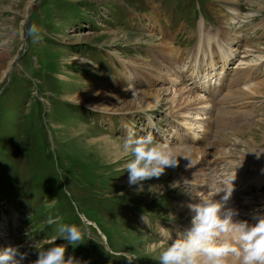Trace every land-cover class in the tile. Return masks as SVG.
<instances>
[{"label": "rangeland", "instance_id": "1", "mask_svg": "<svg viewBox=\"0 0 264 264\" xmlns=\"http://www.w3.org/2000/svg\"><path fill=\"white\" fill-rule=\"evenodd\" d=\"M175 4L179 7L173 11ZM229 7L239 12L238 24L229 20ZM195 11L198 32L205 29L204 21L208 28L219 24L223 33L227 28L232 35L239 31L241 51L264 49V0H0V53L6 51L0 58V202L9 210L6 216L1 212L0 229L6 226V234L20 248L28 246V257L67 243L54 239L58 226L76 224L87 226L90 239L85 237L75 249L68 245L66 256L88 264H128L124 253H134V264H159V254L168 245L148 233L142 227L144 218H139L191 227L193 214L187 205L206 193L190 181V162L184 164L178 156L179 165L166 168L159 179L145 181L143 191L129 185L124 168L132 159L122 149L127 131L141 136L140 118L152 111H171L165 102L147 108L140 93L153 86L167 88V83L137 75L132 87L143 107L129 111L122 105L101 109L104 103L91 104L83 91L112 83L124 88V69L133 70L129 64L158 67V55L189 66L201 53L200 40L187 59H180L182 52L173 44H195ZM183 16L191 18L193 29L180 37L176 34ZM33 25L38 31L29 35ZM227 39L225 34L224 43ZM246 55L258 61V54ZM255 74L248 85L242 80L230 94V100L238 101L246 96L242 90L258 83L250 102L254 107L243 108L245 114L232 110L224 119L226 126L215 133L213 148L229 161L262 140L264 144V60ZM213 87L216 91L222 85ZM100 138L114 142L117 154L105 149L111 144H99ZM171 147L185 150L182 155L203 149ZM50 217L57 223L49 225ZM21 234L26 236L23 243Z\"/></svg>", "mask_w": 264, "mask_h": 264}, {"label": "clouds", "instance_id": "2", "mask_svg": "<svg viewBox=\"0 0 264 264\" xmlns=\"http://www.w3.org/2000/svg\"><path fill=\"white\" fill-rule=\"evenodd\" d=\"M35 25L28 29L29 35L37 33ZM122 149L132 157L124 168L129 174L130 186H138L143 191V183L152 178L159 179L166 168L179 165L176 151L167 143L156 140L149 132L137 136L129 129L123 139ZM226 177L223 186L213 184L206 194H202L198 202L187 207L193 213L191 227L169 244L159 254V264H231L230 258L238 260V264H264V215L257 216V223L250 224L246 220H235L239 212L226 208L232 197L236 178L235 169ZM185 184L190 181L185 179ZM223 193L221 200L215 197ZM49 225L57 220L48 219ZM58 236L67 243L47 247L38 251V256L31 264H88L75 256H66L68 245L78 247L90 232L86 225L60 224ZM128 264L136 260L134 253H124ZM27 253L20 251V246L8 247L0 252V264H24Z\"/></svg>", "mask_w": 264, "mask_h": 264}, {"label": "bare ground", "instance_id": "3", "mask_svg": "<svg viewBox=\"0 0 264 264\" xmlns=\"http://www.w3.org/2000/svg\"><path fill=\"white\" fill-rule=\"evenodd\" d=\"M232 5V4H231ZM235 5V4H234ZM232 7V6H231ZM229 7L228 10L231 11V14L233 15L232 18L229 20L232 22H238L239 21V12L236 11L237 9ZM246 17V16H245ZM225 19L224 21H226ZM242 20V19H241ZM245 20V19H244ZM229 30V28H227ZM225 28V30H227ZM225 32L227 40H231L232 42L234 39L237 38V32H235L234 35L230 34V31ZM207 33H205L204 28H200L199 30V36H200V42L202 44V40L207 37ZM240 35V34H239ZM227 41H225L226 45ZM214 46V48H213ZM207 51L209 55V61L206 59H201V53L200 50L198 51V55L194 56V61L189 64H178V61L171 60V62H167L163 57L160 58L158 55L159 60L156 62L159 64L158 67L151 66L150 64L147 65H138L136 66L134 64H129L130 67L133 68L132 71H129L130 69H124L127 70L125 72V77H127L128 81L124 84V88L116 87L117 84H101L97 85L95 88L87 89L83 91V95H86L92 103H104L101 105V109L109 110V108L118 107L119 105H122L121 107L127 111L135 110L136 108L139 109L143 107V103L140 102V95H144L143 99L147 101L148 106L147 108L153 109L154 107H158L160 104L165 102L166 104H170L171 111L170 113L176 114L178 117H180L182 120L180 121L182 126L189 132H194L197 128L201 129L204 128V125H206L209 128V124L205 122L207 119V114L209 113V109L211 108L212 104L208 103L207 100H213L215 102H218L223 94V77L227 74V70L229 69L231 61L238 60L236 68H243L244 70H240L239 72L244 73L245 70L248 67L253 68L255 66V62L250 60H242L237 59L235 49H230L226 51L224 47H222L217 41L215 37H213V42H210L208 40L207 44ZM198 49H201V46L198 47ZM252 50V49H249ZM247 50L245 54H258V57L261 55H264L261 52H264V49H258L255 53L252 51ZM164 52V51H162ZM216 53V55L219 56V61L221 62V67H218L216 61L212 58V54ZM0 58H3V56L6 54V51L0 53ZM245 57V55H242ZM204 66V69L197 70L194 68L193 71H191V75L193 74V82L196 83L195 85V93L190 92V88L185 85L186 80L184 79L183 75L181 74V71H187L191 66H194L198 68L200 65ZM160 69V72L158 71ZM203 70H205L203 72ZM225 73V74H224ZM142 75L145 80L150 81H157L158 83L164 79L168 80L167 85L169 87L161 89L160 87L153 86L149 88V90L142 91L140 95L137 94L136 91L133 90L134 87H132L133 83L132 80L137 78V75ZM242 74L237 73V77H240ZM204 78V79H202ZM245 78V77H244ZM255 78V77H254ZM143 79V78H142ZM143 79V80H144ZM115 83V82H114ZM214 83H219V85H222V87L216 91H214L211 94L210 98H207L205 96L204 92H207L208 89L213 88ZM180 84H183L185 88L179 89L181 87L176 88ZM189 84V83H188ZM258 83H255L253 86H249L247 89L242 90V95H254V90L257 87ZM131 85V86H130ZM155 85V84H154ZM101 86V87H99ZM216 85L215 87H217ZM85 93V94H84ZM225 96V95H224ZM223 96V97H224ZM83 102V101H82ZM113 102H116V105H114ZM254 102V101H253ZM252 102V103H253ZM255 103V102H254ZM253 103V104H254ZM133 106V107H132ZM242 106V105H241ZM244 107V106H242ZM245 109V108H244ZM247 109V108H246ZM249 109V108H248ZM242 114L247 113L246 110L239 109ZM118 111V110H117ZM251 111V110H250ZM232 109H226L221 110L220 113L222 115V118L225 119L230 113H232ZM212 117V113L210 114V119ZM217 134V132H216ZM108 139V138H107ZM106 138H100L97 139V142L99 144L107 143L113 144L114 142L107 140ZM212 146L208 147H197L198 149H202L200 151L194 150V152H184L185 154L182 155L181 152L185 150L174 149L179 157H183L184 161L182 163L188 164L191 163L190 166H188V172L190 173V181H192L195 185L200 184L201 186H211L213 184L219 185L216 180V170L214 166L209 161L210 156H222V154L218 153ZM105 147V146H104ZM103 147V148H104ZM114 147V149H113ZM106 148H112L111 155L117 154V148L116 145H112L105 147ZM101 149V148H100ZM104 149V151H105ZM192 149V148H190ZM181 150V151H180ZM201 155V156H200ZM195 156V157H194ZM201 162H204L205 165H201ZM199 189V188H198ZM200 190V189H199ZM204 193H207L208 191L202 190ZM224 194L220 193L215 197L216 200H221L222 196ZM200 199V198H198ZM198 200H195V203ZM226 208H231L236 210L235 203L232 198L227 202ZM191 214H193L191 212ZM235 220H239V216L234 217ZM179 223V222H178ZM231 264H238V260L234 257L230 258Z\"/></svg>", "mask_w": 264, "mask_h": 264}]
</instances>
